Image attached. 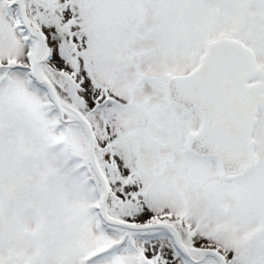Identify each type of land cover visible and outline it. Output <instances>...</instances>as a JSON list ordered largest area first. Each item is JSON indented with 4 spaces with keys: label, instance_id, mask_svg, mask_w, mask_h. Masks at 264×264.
Returning a JSON list of instances; mask_svg holds the SVG:
<instances>
[{
    "label": "snow or ice",
    "instance_id": "6c2138e0",
    "mask_svg": "<svg viewBox=\"0 0 264 264\" xmlns=\"http://www.w3.org/2000/svg\"><path fill=\"white\" fill-rule=\"evenodd\" d=\"M0 264H264V0H0Z\"/></svg>",
    "mask_w": 264,
    "mask_h": 264
}]
</instances>
